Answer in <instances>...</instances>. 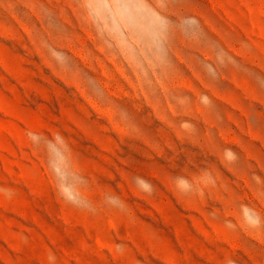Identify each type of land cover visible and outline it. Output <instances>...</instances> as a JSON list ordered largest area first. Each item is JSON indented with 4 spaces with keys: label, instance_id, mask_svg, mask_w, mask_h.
<instances>
[{
    "label": "rangeland",
    "instance_id": "obj_1",
    "mask_svg": "<svg viewBox=\"0 0 264 264\" xmlns=\"http://www.w3.org/2000/svg\"><path fill=\"white\" fill-rule=\"evenodd\" d=\"M0 264H264V0H0Z\"/></svg>",
    "mask_w": 264,
    "mask_h": 264
}]
</instances>
